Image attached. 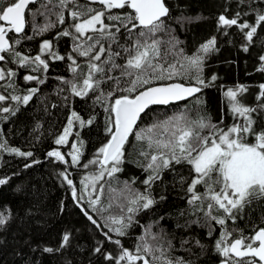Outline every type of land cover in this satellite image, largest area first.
I'll list each match as a JSON object with an SVG mask.
<instances>
[{
	"label": "snow or ice",
	"instance_id": "1",
	"mask_svg": "<svg viewBox=\"0 0 264 264\" xmlns=\"http://www.w3.org/2000/svg\"><path fill=\"white\" fill-rule=\"evenodd\" d=\"M37 3L41 8L35 14L44 16L46 22H31L29 35L30 5ZM170 19V0H0V124L32 103H38L45 116L51 115L50 109H67L62 131H49V135H55V145L70 150L64 153L53 148L46 156L64 165H69L66 157H70L72 166L89 170L79 181V189L67 168L59 176L102 236L92 249L102 264H205L201 257L209 253L216 254L218 264H264V83L258 85L253 104L244 101L249 90L244 84L223 91L230 124H223V116L214 123L207 117L192 120L180 112L141 126L142 116L153 106L193 97L203 104L198 94L217 80L215 75L208 80L203 76L208 55L219 51L216 36L201 43L194 54H187L167 22ZM186 19L181 14L176 22ZM216 23L222 35L232 28L238 30L244 53L257 41L264 53L260 35L264 0H235V10L229 14L226 5ZM53 29L59 30L53 39L39 43L35 55L22 47L24 41ZM62 38L71 41L64 54L54 43ZM56 61L65 62L71 75L55 77L58 102H51L40 86L48 83L49 69ZM258 63L256 70L264 73V54L258 55ZM77 98L83 103L79 111L74 107ZM97 109L103 112L104 139L94 156L81 163L86 147L81 131L97 123ZM41 129L43 124L37 122L32 130L39 133L36 139L43 135ZM129 148L136 152L135 163L144 174L143 191L133 187L139 177L131 182L119 180ZM0 152L24 158L34 155L10 147L2 128ZM36 163L40 161H32ZM177 166L186 167L188 175ZM166 172L185 194L188 207L180 215L190 217L177 225L188 230L180 237L185 252L181 256L175 255V237L163 228L153 231L156 222L144 226L131 247L122 239L140 226L137 216L167 199L163 194L157 199L152 191L158 182L163 184ZM9 179L0 178V186ZM89 209L102 218L103 225ZM12 218L10 210L0 211V233ZM197 228L207 230V241L199 237ZM24 244L36 251L29 240ZM71 244L72 233L64 231L57 247L45 246L41 251L59 253Z\"/></svg>",
	"mask_w": 264,
	"mask_h": 264
},
{
	"label": "trees",
	"instance_id": "2",
	"mask_svg": "<svg viewBox=\"0 0 264 264\" xmlns=\"http://www.w3.org/2000/svg\"><path fill=\"white\" fill-rule=\"evenodd\" d=\"M170 4L172 19L167 22L171 25L173 34L183 42L180 47H183L187 54H194L201 43L216 36L219 51L208 55L204 64L203 76L205 80H208L215 75L217 80L212 87L205 88L202 93L198 94L204 101L203 104L197 103L196 98L193 97L177 104L153 106L142 116L141 126L150 125L155 120H164L180 112L186 113L192 120L207 117L214 123L219 122L223 116V124H230L232 118L224 104L223 91L237 84H244L249 89L244 96V101L248 104L255 102V95L259 91L258 85L264 83V73L256 70L259 66L258 55L264 54L261 53V44L257 41L248 53H244L241 50L242 37L237 29L227 30L228 35L221 34L223 29L220 32L217 31L216 18L224 13L226 5L231 14L235 10V0H170ZM30 8H33V12L28 14L30 26L26 28L29 35L32 34L31 22L37 24L46 22L44 16L35 14L36 9L41 8L39 3L35 6L30 5ZM181 14L188 19L177 23L176 17ZM58 30L53 29L44 33L43 36H37L32 41H24L22 47L31 49V54L35 55L39 43L43 39H53ZM260 35L264 37V32ZM54 43H57L61 54L70 50L69 38H62ZM70 75L65 62H53L48 73V83L40 86L41 92L48 97L49 101L58 102L54 90L59 82L55 80V77H70ZM20 82L23 83V81ZM82 106L83 103L77 98L74 107L79 111ZM97 111L100 112L97 123L81 131V137L86 142L85 154L81 163L94 156L96 149L104 139L103 112L100 109ZM50 112V116H45L41 106L38 103H32L27 108H23L16 117L0 124L3 137L7 139L10 147L34 153L33 157L24 158L8 152H0V178H10L6 185L0 186V211L8 209L13 216L7 228L0 233V264H67L69 260L72 264H89V262L102 264L101 258L92 253L94 242L102 239V236L76 206L71 197L70 188L59 176V172L67 168L70 178L74 180L79 189V181L83 175L88 174L89 170L72 166L70 157H66L69 165H64L46 156L47 151L53 148H58L64 153L70 150L69 146L55 145V135H49V131L53 134L62 131L66 123L67 109H50ZM37 122L43 124V129L40 130L43 135H40L39 139H36L39 133L32 131ZM71 142L73 141L70 138ZM136 159V152L129 148L128 162L124 166V171L119 174V180L131 182L132 179L139 177L133 187H138L143 191L144 186L140 181L144 179V174L137 167ZM33 160H39L40 163L32 164ZM26 164H32V166L26 168ZM177 169L183 175H188L186 167L177 166ZM112 186L120 187L121 185L113 184ZM152 191L157 199L161 194L167 199L157 204L153 210L142 212L137 216L140 226L131 229V234L122 238L123 242L131 247L137 237L143 234L142 228L156 222L157 226L153 227V231L163 228L175 237L173 243L178 249L175 255H185L184 250L180 248V237L184 236L188 230L177 227L178 224L183 225L186 219H190L187 213L180 215L188 207L184 192L179 184L173 182L172 175L167 172L164 174L163 184L158 182L153 186ZM62 205L63 211H61ZM89 211L103 225L102 218L91 213L90 209ZM161 216L164 219H159ZM240 226L244 227V223L240 222ZM64 231L72 233V244L68 249L53 254L41 251L45 246L57 247ZM196 231L200 238L208 240L205 235L206 229L197 228ZM113 236L115 238V234ZM25 240H29L36 248L35 252L24 244ZM37 244L39 247H36ZM105 247L111 248L112 246L105 244ZM201 260L205 264H218L215 253L204 255Z\"/></svg>",
	"mask_w": 264,
	"mask_h": 264
},
{
	"label": "water",
	"instance_id": "3",
	"mask_svg": "<svg viewBox=\"0 0 264 264\" xmlns=\"http://www.w3.org/2000/svg\"><path fill=\"white\" fill-rule=\"evenodd\" d=\"M190 99V98H189ZM186 101V100H185ZM181 102H183V101H179V102H175V103H173V104H177V103H181Z\"/></svg>",
	"mask_w": 264,
	"mask_h": 264
}]
</instances>
